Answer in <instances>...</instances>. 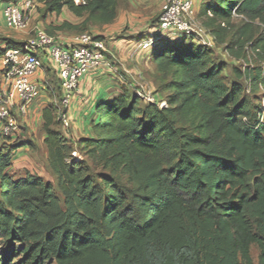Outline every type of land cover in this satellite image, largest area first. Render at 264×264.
<instances>
[{"label":"trees","instance_id":"1","mask_svg":"<svg viewBox=\"0 0 264 264\" xmlns=\"http://www.w3.org/2000/svg\"><path fill=\"white\" fill-rule=\"evenodd\" d=\"M37 1L82 18L56 30L88 31L118 10V0ZM196 1L215 45L244 61L236 80L227 83L214 48L157 36L164 105L121 89L93 105L90 135L78 138L58 127L65 109L44 105L55 185L12 177L11 146H0V264H264V0ZM23 43L0 36V57ZM24 145L33 147L12 148Z\"/></svg>","mask_w":264,"mask_h":264},{"label":"built area","instance_id":"2","mask_svg":"<svg viewBox=\"0 0 264 264\" xmlns=\"http://www.w3.org/2000/svg\"><path fill=\"white\" fill-rule=\"evenodd\" d=\"M39 5L37 0H0V19L4 26L26 37L22 48L9 49L0 57V136L4 139H14L17 118L28 115L30 106L46 88V63L59 80L60 102L65 107L60 119L64 127L71 122L68 109L76 94H82L81 88L89 83L91 88L94 74L113 70L107 46L95 34L83 31L59 38L48 34L40 23L33 24L31 17ZM155 27V35L141 41L140 49H149L157 36L191 40L209 48L215 46L213 37L207 32L208 37L204 38L206 29L197 23L196 0H161ZM40 56L46 57L47 62L43 63ZM137 95L157 103L150 92Z\"/></svg>","mask_w":264,"mask_h":264},{"label":"rangeland","instance_id":"3","mask_svg":"<svg viewBox=\"0 0 264 264\" xmlns=\"http://www.w3.org/2000/svg\"><path fill=\"white\" fill-rule=\"evenodd\" d=\"M159 7L160 5L155 0H118L117 15L112 23L114 24L117 21H124V12L125 10H127L129 12H136L134 24L133 22H131L132 24L129 23V25L128 22L127 24L120 23V28H118V26L116 25L110 24L88 27V31L90 33L103 36V40H105L104 42L108 48L110 47L111 41H117L120 38H124V35L129 34L130 30L132 32L134 31L136 35L135 37L133 36L135 42L134 44H132V46L134 48L131 49L129 57L127 56L126 60L135 61V58L139 56L142 66H140L141 70L138 74L125 73L122 69L118 68L120 64L117 62V50H114V48L111 49V53L113 56H109V59L112 62L113 70L111 72L102 71L94 74L92 76L93 82L91 83V88L89 83L86 87H84V92L82 94H76L74 103H71V108L68 109V116H70L71 119L68 128L64 129V126H58L59 129L62 130L64 135H66L67 137L73 136L74 138H76V136L85 135L86 130L84 131V127L88 128L89 120L92 116V112L89 110L91 107V105H89L91 100L90 98L95 95L97 96V88L104 86V84H109V86H111V89H109L110 92L113 91L117 93L119 90L124 88L136 94H138V92L141 94L150 92L154 96L155 101L158 104L164 103L163 94L156 92L155 89L156 84L154 82V67L151 63V51L154 47L155 42L152 43L150 48L147 50H143L138 47L139 43L144 40L145 30L149 31L151 29L152 32L154 31L153 35H155V26L157 24V18L159 15ZM197 7L198 1H196V8ZM61 20L62 17H58V15L56 14H49L48 12H46L43 5H39L36 9V12L31 17V22L33 24L40 23V25L46 30V32H51V35L56 34L54 33V31L56 30L54 29V27L57 26L56 23L61 24ZM197 23L201 24L198 18ZM1 25L3 26V28H6L4 24L1 23ZM8 31L16 35L17 38L13 39L24 42L23 39L26 38L24 33L10 29H8ZM73 33L77 32H64V35L69 36ZM206 33L203 34L204 38L208 37V33ZM0 36L3 35L0 34ZM170 41L174 42L176 40L173 39ZM1 47H3V45H1ZM214 49L215 59L217 61H223L226 63V67L223 71V76L227 83L236 80L232 70L234 67L243 69L245 66L244 61L241 59L235 60L229 57L226 52L223 51L222 45H215ZM40 59L43 63L47 62V58L44 56H40ZM45 65L48 66V63H46ZM49 69L50 70L48 71V73L44 76L46 88L42 90V93L32 103L28 115H26V117L17 118L18 130L12 136L14 137V139H4L0 136V146L6 147L7 149L11 146L10 152L13 159H11V164L8 169L12 177L23 176L26 172H29L41 176L44 180L50 181L55 185V177L48 165L46 147L43 143L45 134L41 127V110L44 105L50 103L58 105V110L65 109V107L61 102H59V96L61 95V88L58 83L59 80L55 72L53 73V70L50 67ZM240 81H242L244 83V86L247 88V83L244 80ZM246 91L249 92L248 90ZM256 95L264 108V88H261ZM82 96L84 97V100H80ZM73 118H76V120ZM80 129L82 130L80 131ZM27 141L32 143L33 147L26 146L27 149H25L23 152H18V154L12 153L13 143ZM73 155L78 157V154ZM250 254L253 261L256 263L258 254V248L256 245H251Z\"/></svg>","mask_w":264,"mask_h":264},{"label":"crops","instance_id":"4","mask_svg":"<svg viewBox=\"0 0 264 264\" xmlns=\"http://www.w3.org/2000/svg\"><path fill=\"white\" fill-rule=\"evenodd\" d=\"M159 5H161V0H155ZM159 11H160V7H159ZM124 21H117L116 23H109L110 25H116L118 26V28H120L121 25H119L120 23H123V24H127L128 22V25L129 23L132 24L131 22H133L134 24V18H136V12H129L127 10H125L124 12ZM58 17H62V20H66L68 21L69 23H72V24H76L78 22H80L82 20V18H78L76 17L73 13H71L70 11H68L67 9H63L60 14L58 15ZM62 20L60 22H62ZM1 23L3 24L2 20L0 19V34H2L3 36H6V37H12V38H17L16 35H14L12 32H9L7 28H3V26L1 25ZM57 25H59L60 23H56ZM107 25V24H106ZM115 26V27H116ZM64 32H71V31H67V30H55L54 34L55 36L59 37V38H62L64 37ZM144 39H147L149 38V36H153L154 34V31L152 32V30L150 29L149 31L148 30H145L144 31ZM151 32V33H150ZM148 34V35H147ZM132 36V37H131ZM136 36L134 31L132 32L130 30V33L129 34H126L124 35V38H120L119 40L117 41H111V44H110V49L107 47L108 49V57L109 56H113L112 55V50L114 48V50H117V55H118V60L117 62L120 64V66L118 67L119 69H122L125 73H139V71L141 70L140 69V66H142L141 64V60H140V57H136L135 58V61H129V60H126V57L128 56L129 57V53L131 51L132 48H134L132 46V44H134V37ZM148 36V37H147ZM25 40V38L23 39V41ZM143 40V39H142ZM105 41V40H104ZM81 83H83L82 81H84V77L81 78ZM111 89V86H109V84H104V86H101V87H98L97 88V96H93L91 97L90 99V103L89 105H92V116L90 117V120L92 118H94V115H93V105H95V103L99 100H105V99H108V98H111L112 96H114L116 94V92H110ZM84 87L81 88V92L83 93L84 91ZM80 100H84V97L82 96L80 98ZM83 118V117H82ZM85 118V117H84ZM76 120V118H73ZM90 120H89V123H90ZM82 129H80L81 131ZM86 130V131H85ZM84 131H85V135L84 136H88L90 135V125L88 126V128H85L84 127ZM80 136H76V138H78ZM25 149H27L26 145L24 146H21L19 148H16V149H13L12 150V153H15V154H18V152H23ZM13 159V158H12ZM6 171L11 175V173L9 172V169L7 168ZM12 176V175H11ZM18 177H21V176H18ZM18 177H14V178H18Z\"/></svg>","mask_w":264,"mask_h":264}]
</instances>
